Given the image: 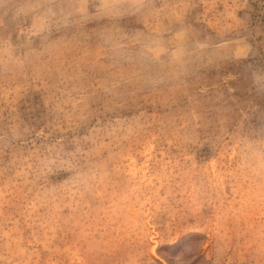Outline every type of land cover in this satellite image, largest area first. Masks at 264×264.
<instances>
[{
  "label": "rangeland",
  "instance_id": "obj_1",
  "mask_svg": "<svg viewBox=\"0 0 264 264\" xmlns=\"http://www.w3.org/2000/svg\"><path fill=\"white\" fill-rule=\"evenodd\" d=\"M0 264H264V0H0Z\"/></svg>",
  "mask_w": 264,
  "mask_h": 264
}]
</instances>
